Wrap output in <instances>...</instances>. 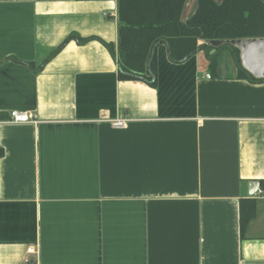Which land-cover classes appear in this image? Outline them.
I'll use <instances>...</instances> for the list:
<instances>
[{
    "label": "crops",
    "instance_id": "obj_1",
    "mask_svg": "<svg viewBox=\"0 0 264 264\" xmlns=\"http://www.w3.org/2000/svg\"><path fill=\"white\" fill-rule=\"evenodd\" d=\"M117 31V0H0V264H264V82L164 43L120 79Z\"/></svg>",
    "mask_w": 264,
    "mask_h": 264
},
{
    "label": "trees",
    "instance_id": "obj_2",
    "mask_svg": "<svg viewBox=\"0 0 264 264\" xmlns=\"http://www.w3.org/2000/svg\"><path fill=\"white\" fill-rule=\"evenodd\" d=\"M187 0H117V65L120 79H140L150 86L156 80V47L164 43L169 58L181 62L204 49L211 74L216 58L228 48L240 70V76L252 82H264L245 70L239 50L229 43L216 48L207 40H230L264 37V0H195L191 16L182 20ZM199 41H203L199 44ZM31 69L39 71L27 63ZM264 186V181H261ZM256 210L253 199L240 201V227L243 229Z\"/></svg>",
    "mask_w": 264,
    "mask_h": 264
},
{
    "label": "water",
    "instance_id": "obj_3",
    "mask_svg": "<svg viewBox=\"0 0 264 264\" xmlns=\"http://www.w3.org/2000/svg\"><path fill=\"white\" fill-rule=\"evenodd\" d=\"M207 45L213 47L211 52L225 43L236 47L240 53L242 67L256 78L264 77V37L241 38L230 40H207ZM259 182L252 180L248 183L249 194H254L259 189Z\"/></svg>",
    "mask_w": 264,
    "mask_h": 264
},
{
    "label": "built area",
    "instance_id": "obj_4",
    "mask_svg": "<svg viewBox=\"0 0 264 264\" xmlns=\"http://www.w3.org/2000/svg\"><path fill=\"white\" fill-rule=\"evenodd\" d=\"M9 121L12 123H36L37 119L34 115L28 114L26 112L12 110L10 111ZM114 125L122 126L124 125V120H117L114 122ZM26 252L31 254H36L37 249L34 246H29L27 247ZM23 261L25 263H30V259L26 257L23 259Z\"/></svg>",
    "mask_w": 264,
    "mask_h": 264
},
{
    "label": "rangeland",
    "instance_id": "obj_5",
    "mask_svg": "<svg viewBox=\"0 0 264 264\" xmlns=\"http://www.w3.org/2000/svg\"><path fill=\"white\" fill-rule=\"evenodd\" d=\"M220 2H221V1H220ZM220 2H218V3H220ZM189 9H191V8H190L188 2H186V5H185L184 11H183V15L187 14L188 11H189Z\"/></svg>",
    "mask_w": 264,
    "mask_h": 264
}]
</instances>
